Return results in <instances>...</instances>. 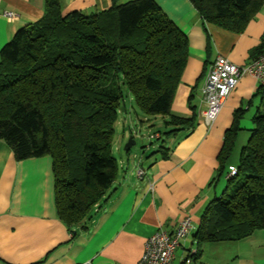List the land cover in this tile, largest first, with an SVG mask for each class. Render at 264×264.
Segmentation results:
<instances>
[{
  "label": "trees",
  "instance_id": "obj_1",
  "mask_svg": "<svg viewBox=\"0 0 264 264\" xmlns=\"http://www.w3.org/2000/svg\"><path fill=\"white\" fill-rule=\"evenodd\" d=\"M190 2L203 21L234 33L264 4ZM263 47L250 50L251 60ZM187 57L186 34L155 0H112L108 9L89 13H62L60 0H44L42 16L18 28L0 49V140L17 161L50 158L55 214L68 231L85 228L119 175L112 145L124 91L144 115L167 117L175 126L167 134L191 131V98L190 115L171 110ZM255 95L263 109L251 118L230 176L226 162L242 107L233 111L223 134L214 181L227 174L225 185L201 213L193 234L198 241L235 240L254 230L264 234V83ZM168 150L161 145L153 153Z\"/></svg>",
  "mask_w": 264,
  "mask_h": 264
},
{
  "label": "crops",
  "instance_id": "obj_2",
  "mask_svg": "<svg viewBox=\"0 0 264 264\" xmlns=\"http://www.w3.org/2000/svg\"><path fill=\"white\" fill-rule=\"evenodd\" d=\"M155 1L188 39V57L171 110L190 115L191 98L196 114L193 128L189 133L183 129L170 135L175 138L170 139L165 154L156 152L147 164L138 162L145 169L141 178L136 176L138 165L128 164L129 152L125 159L121 156L124 136L115 132L119 175L105 203L94 208L97 215L91 214L85 228L77 227L73 233L55 214L50 158L17 161L0 140V264H137L146 238L157 230L171 233L184 217L190 218L191 228L175 247L173 264H264V234L260 230L235 240L206 242L193 236L206 204L222 192L220 182L224 184L227 174L214 181L216 157L233 111L244 110L234 150L226 162L228 172L237 164L240 149L235 155L236 146L242 144L244 135L247 139L252 116L258 108L263 109L255 95L260 83L254 75L244 74L214 121L207 124L201 118L205 105L200 89L217 55L240 66L251 61L252 48L264 44V4L242 32L234 33L203 21L190 0ZM111 4L112 0H60L62 13L102 11ZM43 5L44 0H0V49L18 28L42 16ZM6 12L15 17L7 18ZM145 120L137 117L139 122ZM122 121L128 128L129 117ZM117 123H121L119 117Z\"/></svg>",
  "mask_w": 264,
  "mask_h": 264
},
{
  "label": "built area",
  "instance_id": "obj_3",
  "mask_svg": "<svg viewBox=\"0 0 264 264\" xmlns=\"http://www.w3.org/2000/svg\"><path fill=\"white\" fill-rule=\"evenodd\" d=\"M9 19L15 17L13 12H6ZM244 74H252L260 84L264 83V47L261 52L250 62L244 65H236L222 55H217L206 73L203 85L200 89L205 109L202 111V120L210 124L214 121L220 107L227 96L236 86L239 78ZM235 168H231L228 176L234 174ZM145 169L140 164L136 168V176L141 178ZM191 221L189 217L182 218L176 228L168 233L157 230L150 234L143 244V250L137 264H173L172 253L179 245L189 229Z\"/></svg>",
  "mask_w": 264,
  "mask_h": 264
},
{
  "label": "rangeland",
  "instance_id": "obj_4",
  "mask_svg": "<svg viewBox=\"0 0 264 264\" xmlns=\"http://www.w3.org/2000/svg\"><path fill=\"white\" fill-rule=\"evenodd\" d=\"M120 112L118 113L119 120L121 123H116L115 126V132L119 134V136L123 135L124 138L122 139L123 145L127 141L128 137L131 136V134L135 138V143L131 146L128 156V164L129 165H139L138 162H143L144 164H147V159L151 155H153L159 146L163 145L166 147H169L170 145V139L175 138V136H170V134H167L171 129L175 128V126L171 124H167L168 118L165 116H148L144 115L138 107L135 105L131 97L125 93L122 99ZM125 110V111H124ZM129 117V120L131 123L129 124L128 128L124 127L122 119ZM138 118H146L147 120L139 122L137 121ZM158 133V135H156ZM246 135L243 136V142L242 144L239 142L236 146V153L237 155L238 148L242 147V145L246 142V139H244ZM177 137V135H176ZM116 136L114 137L115 141ZM176 141V140H175ZM122 145H120L119 150L121 151V156H124V159L126 158V153L122 149ZM112 154L116 158L117 161H119V155L117 153V147L115 144L112 145ZM143 160V161H142ZM238 161V156H237ZM138 163V164H137ZM123 171V168H121ZM222 185V190L224 189V184L220 182ZM221 193V192H220ZM109 191L107 192L106 196H108ZM105 201L101 202V205H103ZM92 216L97 215L96 212H94V209L91 212ZM261 231V230H260Z\"/></svg>",
  "mask_w": 264,
  "mask_h": 264
},
{
  "label": "water",
  "instance_id": "obj_5",
  "mask_svg": "<svg viewBox=\"0 0 264 264\" xmlns=\"http://www.w3.org/2000/svg\"><path fill=\"white\" fill-rule=\"evenodd\" d=\"M134 144V140L132 139V136H129L126 143L124 144V150L130 149V147Z\"/></svg>",
  "mask_w": 264,
  "mask_h": 264
}]
</instances>
